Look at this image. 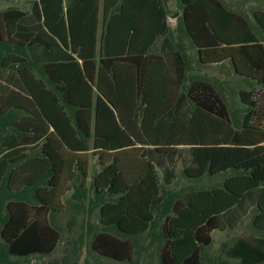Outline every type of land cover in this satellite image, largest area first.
I'll use <instances>...</instances> for the list:
<instances>
[{
  "label": "trees",
  "instance_id": "trees-1",
  "mask_svg": "<svg viewBox=\"0 0 264 264\" xmlns=\"http://www.w3.org/2000/svg\"><path fill=\"white\" fill-rule=\"evenodd\" d=\"M166 2L30 0L27 15L0 12V264L53 254L55 218L86 205L99 211L92 250L115 262H131L162 220L159 264H202L211 232L251 215L254 233L225 256L264 264V10L250 19L222 0H178L171 31ZM216 66L225 80L199 73ZM174 156L186 178L221 182L178 200Z\"/></svg>",
  "mask_w": 264,
  "mask_h": 264
},
{
  "label": "rangeland",
  "instance_id": "rangeland-1",
  "mask_svg": "<svg viewBox=\"0 0 264 264\" xmlns=\"http://www.w3.org/2000/svg\"><path fill=\"white\" fill-rule=\"evenodd\" d=\"M166 7L168 12V25L171 31L175 30L180 21V5L178 0H166ZM228 7L236 12H242L251 19L253 10H264V0H222ZM5 9L0 7V11ZM186 52L189 55L192 63L195 60V50L191 47L188 39L183 38ZM203 75H208L219 80H225L226 72L222 71L218 66L210 69H202L199 72ZM228 99L234 107H239V101L234 95L228 94ZM171 166L175 167L176 180L175 183L168 187V191L174 195H179L184 198L192 189L195 188H209L222 178L208 179L202 178L199 180H190L183 175L182 167L178 156H174L169 161ZM99 171V166L94 158L91 161L89 168L90 184L93 176ZM88 205L85 210L79 214H73V211L67 210L65 214L59 215L55 218L54 224L61 229V240L55 252L49 256H32L27 259H14L16 264H63V262L75 264H159L157 257L156 245L158 242V235L160 232V223L154 228L151 235L142 237L136 241L135 252L132 255L131 262L119 263L100 257L92 250V241L94 235L98 232L99 227V211L94 209L88 212ZM75 218L74 222H72ZM250 221L246 219L236 230L228 231L226 233H215L213 236L212 245L206 248L203 255L204 264H236L231 260H227L224 256L225 247L234 241L236 238L249 234Z\"/></svg>",
  "mask_w": 264,
  "mask_h": 264
},
{
  "label": "crops",
  "instance_id": "crops-1",
  "mask_svg": "<svg viewBox=\"0 0 264 264\" xmlns=\"http://www.w3.org/2000/svg\"><path fill=\"white\" fill-rule=\"evenodd\" d=\"M29 1L30 0H11V2H8V3H1L0 4V7H4L5 9H3V10H1V11H5V10H9V9H16V10H18V11H21L22 13H24V14H26L27 15V13H28V10H29V8H30V5H29ZM0 11V12H1ZM9 103V107H13V104L11 103V102H8ZM27 104V103H26ZM20 105L23 107L24 106V104L21 102L20 103ZM20 116V117H19ZM18 117L19 118H21V119H23V118H28L29 116L26 114V113H24V112H20L19 114H18ZM94 158L93 157H89V168H90V165H91V161L93 160ZM74 174V171H71L70 172V174H69V176H71L72 177V175ZM24 176H26V174H20V175H18L17 177H16V180L15 181H22L23 179H24ZM18 178V179H17ZM87 181H89V170H88V177H87ZM251 215H249V216H247L244 220H243V222L246 220V219H248L249 221H250V229H252V232L251 233H249V234H252V233H254V228H253V226H252V224H251ZM242 222V223H243ZM241 223V224H242ZM241 224H239L238 226H237V228L241 225ZM237 228H235L234 230H236ZM234 230H225V231H218V230H214V231H212L211 232V239H212V241H211V244L209 245V246H207V247H204L203 248V250H202V252H201V263L202 264H204L203 263V255H202V253H203V251L206 249V248H208V247H210L211 245H212V242H213V236H214V234L215 233H226V232H228V231H234ZM245 235V234H244ZM231 244V243H230ZM229 245V244H228ZM227 245V246H228ZM226 246V247H227ZM226 247H225V249H226ZM225 249H224V256H225ZM225 258L227 259V260H230V259H228L226 256H225ZM232 261V260H231ZM233 262H235V261H233ZM236 264H237V262H235Z\"/></svg>",
  "mask_w": 264,
  "mask_h": 264
}]
</instances>
